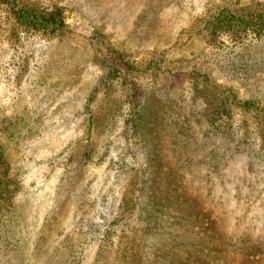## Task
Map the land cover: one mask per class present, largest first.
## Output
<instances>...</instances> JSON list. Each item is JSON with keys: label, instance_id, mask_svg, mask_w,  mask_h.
Listing matches in <instances>:
<instances>
[{"label": "rangeland", "instance_id": "obj_1", "mask_svg": "<svg viewBox=\"0 0 264 264\" xmlns=\"http://www.w3.org/2000/svg\"><path fill=\"white\" fill-rule=\"evenodd\" d=\"M21 1L67 30L0 4V264H264V29L207 28L264 0Z\"/></svg>", "mask_w": 264, "mask_h": 264}, {"label": "trees", "instance_id": "obj_2", "mask_svg": "<svg viewBox=\"0 0 264 264\" xmlns=\"http://www.w3.org/2000/svg\"><path fill=\"white\" fill-rule=\"evenodd\" d=\"M0 4L6 5L17 24L26 30L40 32L49 37L62 35L67 30V23L61 9H40L21 0H0ZM209 23L207 27L209 32L216 35L226 32L232 35H242L247 32L257 34L264 29V10L224 8ZM107 56L106 60L110 57L111 63L108 66V72L112 76H117L118 73L129 71L134 67L133 63L125 61L123 55L110 46H108ZM249 103L245 101L243 104L249 107Z\"/></svg>", "mask_w": 264, "mask_h": 264}]
</instances>
